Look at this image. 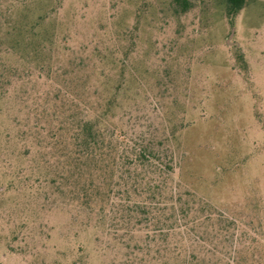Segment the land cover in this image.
Returning <instances> with one entry per match:
<instances>
[{
	"label": "rangeland",
	"instance_id": "1",
	"mask_svg": "<svg viewBox=\"0 0 264 264\" xmlns=\"http://www.w3.org/2000/svg\"><path fill=\"white\" fill-rule=\"evenodd\" d=\"M189 2L0 0V264L181 260L179 236L110 228L122 137L162 142V159L171 137L174 180L211 207L191 225L196 264H264V0L231 19L226 0ZM89 116L97 200L68 158L72 120Z\"/></svg>",
	"mask_w": 264,
	"mask_h": 264
},
{
	"label": "trees",
	"instance_id": "2",
	"mask_svg": "<svg viewBox=\"0 0 264 264\" xmlns=\"http://www.w3.org/2000/svg\"><path fill=\"white\" fill-rule=\"evenodd\" d=\"M177 1L182 4L184 11L190 5L189 0ZM244 4L245 0H226L229 18L231 19ZM101 123L99 116H89L72 120L70 127L72 148L68 158L76 164L79 163L78 160L83 159L88 167V185L83 190L89 200H97L103 190L99 177H96L102 170L101 166L96 165L100 160L103 142ZM171 140V137L165 140L167 150L162 152V159L161 152L156 148L163 144L162 142L154 144L146 138L140 141L121 138L119 153H116L111 164L105 169L108 171V190L104 195L109 201V211L106 214L113 219L110 228L132 235L143 233L147 242H161L171 247V238L179 236V241L186 240L188 245L185 243L183 253L177 250L182 258L175 259L179 260L175 264H196L192 249L194 238L190 236L191 225L200 211L208 212L206 216L209 217L211 207L204 199L174 180L175 162ZM75 163L71 164L72 167ZM103 213L104 209L100 214ZM189 217L190 220L184 221ZM117 225L118 227H114ZM174 244L176 245V242Z\"/></svg>",
	"mask_w": 264,
	"mask_h": 264
}]
</instances>
